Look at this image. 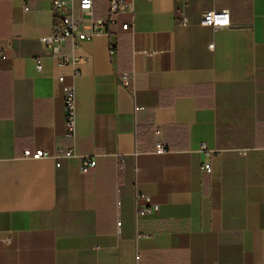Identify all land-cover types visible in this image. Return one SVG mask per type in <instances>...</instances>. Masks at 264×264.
<instances>
[{
  "label": "crops",
  "instance_id": "1",
  "mask_svg": "<svg viewBox=\"0 0 264 264\" xmlns=\"http://www.w3.org/2000/svg\"><path fill=\"white\" fill-rule=\"evenodd\" d=\"M126 1L118 27L60 48L84 60L69 66L41 42L52 0H0V264H264V0ZM109 9L76 6L81 30L98 32ZM209 10H229L231 27L201 25ZM66 86L76 151L98 155L87 175L79 158L24 157L72 148ZM137 193L159 212L137 219Z\"/></svg>",
  "mask_w": 264,
  "mask_h": 264
},
{
  "label": "built area",
  "instance_id": "2",
  "mask_svg": "<svg viewBox=\"0 0 264 264\" xmlns=\"http://www.w3.org/2000/svg\"><path fill=\"white\" fill-rule=\"evenodd\" d=\"M54 10L58 14V20L53 27L50 34L43 36L41 42L45 48L51 50L52 54L59 60L60 65L78 66L84 63L82 58L72 55H62L60 48L67 42H71L73 47H76L81 39L91 41L95 34L99 33L101 29L115 26L118 27L120 23L119 16L122 13L134 12V4L128 3L126 0H109L110 9L109 14L105 19H100L95 22L96 28L99 30L95 33H85L80 28V23L76 17V6H78L82 15H91L93 12L94 4L96 0H52ZM93 23V22H92ZM183 25H188L187 19L182 22ZM201 25L211 28L213 31L225 30L231 27V13L229 10H209L204 11L201 14ZM130 28L129 24H123L122 30L127 31ZM109 53L114 56L115 46L111 44ZM0 58L6 59L7 55L0 51ZM37 69L39 72L43 70L42 59L37 60ZM64 78L60 77L59 82H63ZM135 81L134 73L124 72L119 75V83L121 86L128 88ZM63 96L65 102V137L72 141L73 146L69 149H58L56 155H51L49 152L44 150H37L32 152L26 150L24 157L26 159L40 160L43 158L53 157L57 160V167H60L61 159H80V172L83 175H87L97 165L98 155L92 156H80L76 151V140H77V122H78V111H77V92L75 86H66L63 88ZM143 108L136 107L135 111L142 110ZM154 145L155 153L164 155L170 152L169 146H167L162 137V129L156 126L154 129ZM200 152H207L206 144H202ZM124 163V161H122ZM121 168H124V164ZM204 173H211L212 167L210 164H204L202 167ZM137 219L149 216L153 213H157L160 210L158 204H154L149 196L137 193L135 195ZM118 228L121 226V221L117 222ZM137 259H140V253H137Z\"/></svg>",
  "mask_w": 264,
  "mask_h": 264
}]
</instances>
